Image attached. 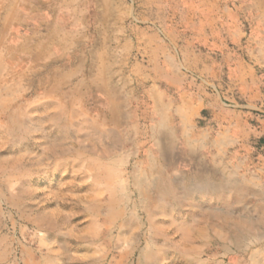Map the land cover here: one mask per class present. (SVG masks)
I'll return each mask as SVG.
<instances>
[{
    "label": "rangeland",
    "instance_id": "obj_1",
    "mask_svg": "<svg viewBox=\"0 0 264 264\" xmlns=\"http://www.w3.org/2000/svg\"><path fill=\"white\" fill-rule=\"evenodd\" d=\"M0 264H264V0H0Z\"/></svg>",
    "mask_w": 264,
    "mask_h": 264
},
{
    "label": "crops",
    "instance_id": "obj_2",
    "mask_svg": "<svg viewBox=\"0 0 264 264\" xmlns=\"http://www.w3.org/2000/svg\"><path fill=\"white\" fill-rule=\"evenodd\" d=\"M200 101L203 108L200 112L199 118L197 119V127L200 126L202 130L206 131V134L208 133L209 136L213 135L217 137L219 139V143L226 144L232 139V134L239 136V134L247 133L251 130H248L247 124H243L244 121L242 116L239 117L240 119H233V117L230 119L226 118L223 111H226V107L228 106L224 104L221 94H209L205 98L200 97ZM251 105L253 104L250 103L248 106L252 108ZM230 111L232 113L234 112V114L237 112V110ZM241 126L244 128L240 129ZM250 136L251 134H249V137Z\"/></svg>",
    "mask_w": 264,
    "mask_h": 264
},
{
    "label": "bare ground",
    "instance_id": "obj_3",
    "mask_svg": "<svg viewBox=\"0 0 264 264\" xmlns=\"http://www.w3.org/2000/svg\"><path fill=\"white\" fill-rule=\"evenodd\" d=\"M228 186H230L228 183L224 182V181H221V182H218V183H208V187H207V190L209 192H214L215 194H219L223 191H226ZM153 187L154 189L162 194V195H167L169 192H170V189L168 188L167 186V183L165 181V178L164 176H160L154 183H153ZM205 191V190H204ZM197 192H203V189H200V188H195L194 190V193H197ZM213 194V193H212Z\"/></svg>",
    "mask_w": 264,
    "mask_h": 264
}]
</instances>
